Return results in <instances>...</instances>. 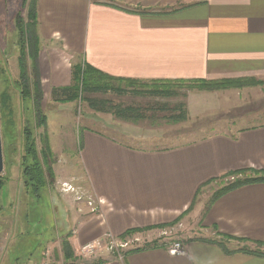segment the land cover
I'll use <instances>...</instances> for the list:
<instances>
[{
  "label": "crops",
  "instance_id": "0c3cea01",
  "mask_svg": "<svg viewBox=\"0 0 264 264\" xmlns=\"http://www.w3.org/2000/svg\"><path fill=\"white\" fill-rule=\"evenodd\" d=\"M36 21V69L42 87L46 85L45 100L53 88L72 85V69L80 64L142 82H264V0H36ZM256 87L261 85L191 93L185 102L189 120L220 111L230 100L240 103L243 91ZM203 102L210 103L203 109ZM239 103L233 108L247 110L237 115L240 118L264 109V104ZM201 108L199 115H192ZM108 116L113 120L106 128L132 139L171 138H145L141 122ZM77 143L79 171L62 180L60 168L53 170L54 183L59 185L55 195L63 206L61 212L68 215L64 218L55 208L62 233L58 235V229L55 237L46 239L36 259H28L27 264H64L59 241L65 239L73 251L92 241L103 242L95 253L102 264H264V256L233 252L237 249L224 245L230 252L225 253L216 244L221 236L264 243V182L229 191L211 204L206 197L210 185L227 172L264 170V121L146 149L93 129H84L81 138L78 134ZM62 144L60 150L66 148ZM62 185L81 189L80 198H70V204L61 201ZM164 224L172 226L134 235L138 250L116 253L105 248L108 237L121 241L127 230ZM177 226L183 228L180 239L162 235ZM172 240L183 246L177 256L167 252Z\"/></svg>",
  "mask_w": 264,
  "mask_h": 264
},
{
  "label": "rangeland",
  "instance_id": "374dc122",
  "mask_svg": "<svg viewBox=\"0 0 264 264\" xmlns=\"http://www.w3.org/2000/svg\"><path fill=\"white\" fill-rule=\"evenodd\" d=\"M28 0L24 4V0H0V136L3 156V187L0 189V264H27L28 259H36L46 239L55 237L56 232L60 231V221L57 219L56 207L63 211V206L59 202V198L55 195L56 186L54 183V169L60 168V177L62 180L72 173L79 171V153H78V134L81 138L84 129H93L104 135L118 139L122 143L130 146L146 149L150 146L172 145L181 142H189L198 139L210 132H229L235 130L242 125L248 123H258L264 121V109L256 114L237 117L243 115L247 110L233 108L239 102L229 101V104L222 106L220 111L210 112L201 117H191L188 121L182 123H167L165 120L150 122L149 120L140 123L141 134L145 138L152 137L159 139L171 136L169 140L152 141L132 139L128 136L121 135L114 129H108V121L113 120L108 114H98L91 111L80 96L75 101L60 102L52 98L51 90L48 99H44L42 89L44 88L40 82L37 72V79L40 84V92H42V101L40 103V111L35 112V102L31 82V60L27 55L25 47L24 62L27 66V74L29 76L28 86L25 88L20 85V57L22 54L18 30L16 28V17L19 13L25 20L27 14ZM30 55V52H29ZM264 84V82H262ZM113 85L126 87L125 83L113 82ZM151 83H136L130 88L147 89L146 85ZM254 89L243 91L242 98L244 100L239 104L244 106L255 105V107L264 104V85ZM81 86V84H80ZM175 89L178 92L186 94L183 100L180 97L174 99H159L154 97L135 96L127 94L121 97L111 93L106 95H97V97L107 98L113 102H119L124 105L147 106V104L155 105L157 103H167L170 106L176 102L184 101L189 94L199 92L197 90H188L187 87L181 86ZM202 107L204 109L205 104ZM202 108L198 111L193 110L192 115H199ZM231 108L229 115L228 109ZM44 116L45 123L40 125V119ZM39 118V119H38ZM110 119V120H109ZM113 125V124H111ZM153 129L149 133L147 130ZM26 132L34 142V148L38 155L42 148L45 150L46 161H49L51 175L47 178V184L34 187V183H30L27 189L23 188V169L22 159H26V163H30V156L26 154ZM77 134V138L75 135ZM47 141L44 143V136ZM76 139L73 143L71 140ZM66 142V144L64 143ZM63 143V144H62ZM65 145V149L60 150V145ZM47 147V149H45ZM68 147V148H67ZM251 175V174H250ZM1 176V174H0ZM233 177L226 179H218L216 183L210 185L207 198H212L215 192L224 185L233 181ZM65 185V184H64ZM60 187L61 201L70 204V198L75 199L82 190H77L74 186ZM37 188V189H35ZM79 192V193H78ZM80 197H77L79 199ZM202 196L197 199L200 200ZM208 199V200H209ZM86 203L84 197L81 199ZM64 218H68L67 214H63ZM183 229V228H182ZM179 227L167 230V237L170 239H180L182 231ZM194 231L198 235V231ZM183 232H186L183 230ZM220 242L227 246L228 249L247 248L249 250H258L254 243L247 241H229L219 238ZM63 241V240H62ZM62 244V242H61ZM59 241V248L61 247ZM138 245V244H137ZM137 245H135L137 247ZM50 251L54 247H49ZM61 249V248H60ZM97 254V253H96ZM96 254L82 256L79 248L74 250L75 264H98ZM55 262L58 258L53 259ZM63 263V255H62Z\"/></svg>",
  "mask_w": 264,
  "mask_h": 264
},
{
  "label": "trees",
  "instance_id": "16d2710c",
  "mask_svg": "<svg viewBox=\"0 0 264 264\" xmlns=\"http://www.w3.org/2000/svg\"><path fill=\"white\" fill-rule=\"evenodd\" d=\"M26 0H24V4ZM26 20L22 19L21 15L18 13L16 17V28L18 30V37L20 48L22 51L20 57V85L21 87H27L29 76L27 74V66L24 62V52L25 47L27 48V55L31 60V71H32V82L31 87L34 92L33 101L35 102V112L40 111V103L42 101V92H40V84L37 79V55L39 51L38 37L36 33V0H28L27 5ZM30 52V55H29ZM72 85L64 88H53L51 90L52 98L60 102L75 101L79 96L83 99L86 106L93 112L98 114H108L113 118L120 121H129L133 123H139L146 120L150 122H157L159 120H165L167 123H182L188 119L187 106L184 101L176 102L173 105L165 103H157L155 105L147 104V106H135V105H124L119 102H113L110 99L97 97V95L113 94L118 97L133 94L135 96L142 97H154L159 99H174L180 97L181 99L186 98V94L178 92L175 89L181 86H186L188 90H197L199 92H214L227 89L243 88V87H253L262 85L261 81H256L254 79H234V80H150L145 83H151L146 85L147 89H135L130 88L136 83H143L139 80L115 78L108 76L95 68L89 66L88 64L75 65L72 69ZM125 83L126 87L122 88L120 85H113L112 83ZM81 84V86H80ZM39 119V118H38ZM45 123L44 116L40 119V125ZM26 144L25 151L28 156H30L31 162L26 163V159L23 158V188L27 189L30 183H34V187L39 188L47 184V178L51 175L52 171L50 169L49 161H46L45 150L42 148L40 155L37 154L34 148V142L28 132H26ZM47 137L44 136V143H46ZM47 149V147H45ZM251 174V175H250ZM0 176V189L4 185V181ZM233 177V181L224 185L218 189L212 196L209 204L216 200L223 194L242 187L244 185L264 182V170L254 171V170H243L235 172H227L223 174L219 179H226ZM35 188V189H37ZM62 215V214H60ZM180 219L177 218V223ZM173 223V224H174ZM61 225V223H60ZM172 226V224H171ZM170 225L164 224L160 226H154L146 229H130L127 230L120 239L129 237L132 238L134 235L140 233L143 230L159 228L163 229L166 227H171ZM223 239H231L225 236H221ZM238 241H247L240 239ZM212 242V241H211ZM254 243L259 249L249 250L247 248H239L233 252H245L250 254H256L264 256V243L257 241H250ZM216 243V242H212ZM218 244L225 253H230L221 242ZM138 247L133 250H138ZM61 250L63 255L64 264H75L74 262V251L65 239L62 241ZM101 263L98 261V264Z\"/></svg>",
  "mask_w": 264,
  "mask_h": 264
},
{
  "label": "built area",
  "instance_id": "2783aa9c",
  "mask_svg": "<svg viewBox=\"0 0 264 264\" xmlns=\"http://www.w3.org/2000/svg\"><path fill=\"white\" fill-rule=\"evenodd\" d=\"M88 205H91V203L88 202ZM162 235H167V231H163ZM126 239V238H125ZM117 240L114 237H108V242L105 244V248L112 252H120V250H128V249H135L136 244L138 243L139 239L136 237H132L130 239L127 238V240ZM104 244L101 241H92L90 243H86L84 245H81L79 247V252L82 256H88L91 254H95L97 251L101 250L103 248ZM183 250V246L181 242L172 240L170 243L167 252L170 256H177L179 255ZM45 259L46 255H45ZM44 259V260H45ZM41 264H47L46 261L41 262ZM102 264V263H99Z\"/></svg>",
  "mask_w": 264,
  "mask_h": 264
},
{
  "label": "water",
  "instance_id": "95a60500",
  "mask_svg": "<svg viewBox=\"0 0 264 264\" xmlns=\"http://www.w3.org/2000/svg\"><path fill=\"white\" fill-rule=\"evenodd\" d=\"M3 156H2V145H1V136H0V174L3 172Z\"/></svg>",
  "mask_w": 264,
  "mask_h": 264
}]
</instances>
